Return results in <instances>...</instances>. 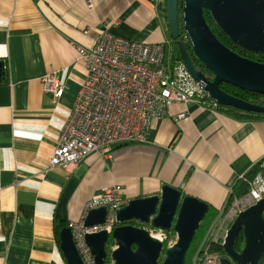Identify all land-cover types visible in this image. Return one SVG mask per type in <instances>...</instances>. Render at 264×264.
Wrapping results in <instances>:
<instances>
[{
	"label": "crops",
	"instance_id": "0c3cea01",
	"mask_svg": "<svg viewBox=\"0 0 264 264\" xmlns=\"http://www.w3.org/2000/svg\"><path fill=\"white\" fill-rule=\"evenodd\" d=\"M163 3L0 0V60L7 66L0 83V264H68L55 224L79 222L87 202L114 185L128 202L160 195L169 185L219 213L231 190L264 158V119L174 104L149 132V144L116 146L72 168L51 167L87 76L78 47L90 49L108 32L163 44L166 61H174ZM53 72L66 87L59 101L43 86ZM169 234L175 242L176 233Z\"/></svg>",
	"mask_w": 264,
	"mask_h": 264
},
{
	"label": "built area",
	"instance_id": "2783aa9c",
	"mask_svg": "<svg viewBox=\"0 0 264 264\" xmlns=\"http://www.w3.org/2000/svg\"><path fill=\"white\" fill-rule=\"evenodd\" d=\"M181 39L186 45L190 44L185 33ZM78 50L86 61L87 76L58 138L51 167L72 168L89 155H106L116 146L149 144V132L174 104L218 107L204 83L193 77L181 59L166 61L163 44L139 43L102 32L92 48L78 47ZM43 86L55 101H59L66 90L57 72L44 76ZM185 116L183 113L180 118ZM259 165L260 171L253 180L242 177L249 186L245 197L230 201L231 190L229 200L211 224L192 264H221L225 255L213 251L212 247L223 248L238 215L264 199V158ZM127 204L121 186L114 185L87 202L79 222L68 223L84 264H97L86 236L101 232L111 235L118 224L117 211ZM103 207L107 208L105 223L86 227L89 213ZM149 231L165 246L175 243L168 231ZM105 264L112 262L107 260Z\"/></svg>",
	"mask_w": 264,
	"mask_h": 264
},
{
	"label": "water",
	"instance_id": "95a60500",
	"mask_svg": "<svg viewBox=\"0 0 264 264\" xmlns=\"http://www.w3.org/2000/svg\"><path fill=\"white\" fill-rule=\"evenodd\" d=\"M179 0H167V24L176 42L181 60L197 81H202L211 99L218 106L264 115V107L234 96L221 89L223 83L241 90L264 95V63L244 58L226 47L214 34L205 18L210 13L218 28L238 46L264 56V0H183L182 28L190 41V49L181 40ZM212 74L208 78L195 60ZM5 63L0 60V83L5 79ZM200 199L183 196L182 191L166 185L160 195L133 199L117 211V226L113 233L86 236V242L97 264H105L108 243L112 239V264H186L188 251L210 211ZM107 208L92 210L86 227L105 223ZM151 225L176 233L172 246H165L152 236L149 229L127 224ZM244 235L241 252L235 242ZM61 250L68 264H84L71 229L60 234ZM225 257L221 264H259L264 257V199L241 212L232 224L223 245Z\"/></svg>",
	"mask_w": 264,
	"mask_h": 264
},
{
	"label": "trees",
	"instance_id": "16d2710c",
	"mask_svg": "<svg viewBox=\"0 0 264 264\" xmlns=\"http://www.w3.org/2000/svg\"><path fill=\"white\" fill-rule=\"evenodd\" d=\"M182 8H183V0H179V7H178V11H179V20H180V26H181V38L183 37V34L185 33L183 31L182 28ZM159 9L162 13L163 18L165 19V21L167 22V0H164V3L159 6ZM205 18L208 22V24L210 25L212 31L214 32V34L216 35V37L229 49L233 50L234 52H236L237 54H239L240 56L256 61V62H260V63H264V56L260 55V54H256L254 52H251L249 50H246L240 46H238L237 44H235L234 42H232L219 28L218 26L215 24V22L213 21L210 13L205 12ZM182 40V39H181ZM174 43V49L175 52L177 54L176 59L180 60V55H179V50H178V46L176 44V42ZM190 45V44H189ZM187 45L188 49H190V46ZM193 59L195 60L194 56ZM175 60V59H174ZM195 64L198 66V68L203 71V73L207 76V74H209V76H207L208 78H212L213 74L206 68L204 67L201 63H199L197 60H195ZM7 70V69H6ZM5 79H6V75H5ZM4 79V81H5ZM221 89L228 93L231 96H234L236 98H239L241 100L256 104V105H260L264 107V95H259V94H255V93H250L244 90H241L240 88H237L233 85L230 84H225L223 83L221 85ZM224 110L226 111V113L231 114L233 116L238 117L239 119H246V120H251V119H264V115H258V114H253V113H246V112H242V111H238L236 109L233 108H225V107H221L218 106L216 108V110ZM260 163V162H259ZM259 163L257 165H255L246 175L245 177L249 180H253L255 178V176L259 173L260 171V165ZM249 193V186L246 182H244L243 180H240L236 186L233 188V194L230 197V201L234 200V199H242L243 197H245L247 194ZM218 216V211H214L212 209H210L209 213L207 214V216L205 217V221L201 224L200 229L198 230V232L196 233L195 239L188 251L187 254V259H186V264H192V258L195 255L199 245L201 244L202 240L205 237V234L208 232L209 227L211 226V224L213 223V221L216 219V217ZM127 224L130 225H136L135 222H129ZM55 236L56 239L58 241L59 244H61L60 241V234L61 231L64 228H68V224L63 223V222H57L55 224ZM115 246V242L113 240L110 241L109 243V247H113ZM167 247V245H166ZM244 247V235L241 232L240 235L238 236L236 242H235V249L238 252H241L242 249ZM111 249V248H110ZM213 251H219L221 252L223 255H225V252L223 250V248L221 246H213L212 247ZM226 256V255H225ZM259 264H264V257L262 258V260L260 261Z\"/></svg>",
	"mask_w": 264,
	"mask_h": 264
},
{
	"label": "rangeland",
	"instance_id": "374dc122",
	"mask_svg": "<svg viewBox=\"0 0 264 264\" xmlns=\"http://www.w3.org/2000/svg\"><path fill=\"white\" fill-rule=\"evenodd\" d=\"M204 221H205V220H204ZM204 221H203V222H204ZM203 222H202V223H203ZM136 225H138V226H140V227H143V226H144V224H142V223H138V222L136 223ZM209 228H210V227H209ZM206 235H207V233L205 234V236H206ZM108 254H109V256H110V254H111V249H110V247H108Z\"/></svg>",
	"mask_w": 264,
	"mask_h": 264
},
{
	"label": "flooded vegetation",
	"instance_id": "af4514ba",
	"mask_svg": "<svg viewBox=\"0 0 264 264\" xmlns=\"http://www.w3.org/2000/svg\"><path fill=\"white\" fill-rule=\"evenodd\" d=\"M207 76H209V74H207Z\"/></svg>",
	"mask_w": 264,
	"mask_h": 264
}]
</instances>
